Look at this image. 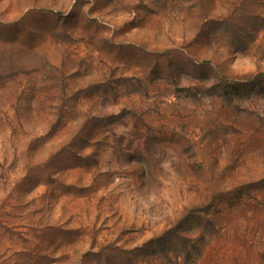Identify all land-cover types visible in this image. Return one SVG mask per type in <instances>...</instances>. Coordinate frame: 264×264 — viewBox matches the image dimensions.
<instances>
[{
    "label": "rangeland",
    "instance_id": "rangeland-1",
    "mask_svg": "<svg viewBox=\"0 0 264 264\" xmlns=\"http://www.w3.org/2000/svg\"><path fill=\"white\" fill-rule=\"evenodd\" d=\"M0 264H264V0H0Z\"/></svg>",
    "mask_w": 264,
    "mask_h": 264
}]
</instances>
